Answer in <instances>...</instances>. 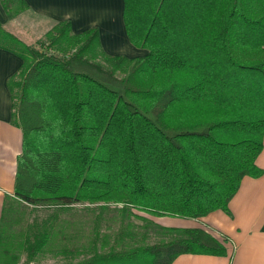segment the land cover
<instances>
[{
	"label": "trees",
	"instance_id": "16d2710c",
	"mask_svg": "<svg viewBox=\"0 0 264 264\" xmlns=\"http://www.w3.org/2000/svg\"><path fill=\"white\" fill-rule=\"evenodd\" d=\"M0 3L9 19L28 9L24 0ZM123 19L129 41L146 56H108L97 29L75 35L66 21L45 36L50 49L61 50L56 55L0 25V39L20 52L0 48L22 60L8 81L11 122L23 136L10 202L116 205L188 220L229 214L241 180L263 174L256 159L264 131V0H124ZM6 206L0 227L10 224ZM153 227L172 239L74 264L226 254L200 228ZM49 237L35 238L28 255ZM3 254L0 264H8L13 254Z\"/></svg>",
	"mask_w": 264,
	"mask_h": 264
},
{
	"label": "crops",
	"instance_id": "0c3cea01",
	"mask_svg": "<svg viewBox=\"0 0 264 264\" xmlns=\"http://www.w3.org/2000/svg\"><path fill=\"white\" fill-rule=\"evenodd\" d=\"M28 9L12 19L0 3V25L27 46H34L59 22L69 23L72 34L97 29L101 50L108 56L137 59L147 51L131 44L123 19L124 0H24ZM22 60L0 48V219L5 204L14 197L17 158L22 151V131L11 122L8 81L21 68ZM256 165L258 178L244 177L228 204L229 214L214 211L188 220L153 218L165 229L200 228L223 243L224 256L183 254L171 264H264V131ZM226 238L225 242L222 239Z\"/></svg>",
	"mask_w": 264,
	"mask_h": 264
},
{
	"label": "rangeland",
	"instance_id": "374dc122",
	"mask_svg": "<svg viewBox=\"0 0 264 264\" xmlns=\"http://www.w3.org/2000/svg\"><path fill=\"white\" fill-rule=\"evenodd\" d=\"M0 44L20 52L19 47L4 39H0ZM47 44L45 37L34 46L49 49L52 54L62 53ZM96 63L107 71L112 69L100 56ZM6 207L11 208L12 214L10 224L0 227V262L8 258L3 251L9 250L13 255L8 264H74L96 253L118 252L172 239L154 231L155 217L116 205L34 206L14 200ZM43 233L50 234L49 242L29 256L28 246ZM145 235L149 239L143 243Z\"/></svg>",
	"mask_w": 264,
	"mask_h": 264
}]
</instances>
